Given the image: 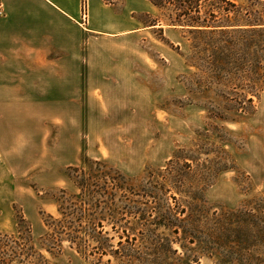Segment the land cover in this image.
Wrapping results in <instances>:
<instances>
[{
	"label": "trees",
	"instance_id": "obj_1",
	"mask_svg": "<svg viewBox=\"0 0 264 264\" xmlns=\"http://www.w3.org/2000/svg\"><path fill=\"white\" fill-rule=\"evenodd\" d=\"M147 1L167 16V24L149 17L148 25L160 27L163 42L181 50L164 36V27H173L192 44L186 61L195 73L183 77L190 96L211 95L223 103L203 104L208 119L238 122L254 116L264 93V0H243V5L235 0ZM135 17L142 21L141 15ZM206 139L179 149L165 169L149 172L140 188L100 161L88 160V170L68 167L65 174L79 193L58 192V214L43 213L46 233L39 241L19 214L17 233L0 232V264H55L52 259L64 253L66 243L91 264H113L112 258L117 264H149L150 256L158 261L182 239L217 256V264H249L251 248L264 246V200L253 199L255 208L208 211L207 191L223 172L239 167L224 148L227 158H210ZM177 195L186 197L187 206ZM107 257L112 258L104 262Z\"/></svg>",
	"mask_w": 264,
	"mask_h": 264
},
{
	"label": "crops",
	"instance_id": "obj_2",
	"mask_svg": "<svg viewBox=\"0 0 264 264\" xmlns=\"http://www.w3.org/2000/svg\"><path fill=\"white\" fill-rule=\"evenodd\" d=\"M86 1L84 10L83 0H0V128L21 139L38 131L52 170L78 165L80 130L126 128L133 106L169 96L143 81L148 71L167 85L180 73L178 51L156 38L160 27L135 17L153 16L150 2ZM164 36L182 48L188 42L173 27ZM4 160L0 150V176Z\"/></svg>",
	"mask_w": 264,
	"mask_h": 264
},
{
	"label": "rangeland",
	"instance_id": "obj_3",
	"mask_svg": "<svg viewBox=\"0 0 264 264\" xmlns=\"http://www.w3.org/2000/svg\"><path fill=\"white\" fill-rule=\"evenodd\" d=\"M235 1L240 5L244 3L243 0ZM152 14L141 15L142 22L150 24L149 17H153L167 24V16L156 7ZM155 34L161 40L159 30ZM187 41L184 48L177 46L181 49L178 51L181 56L180 73L172 80V85H167L164 78L150 71L147 78H143L152 90L169 91V96L155 106L151 105L150 97L146 108L133 106L126 128L80 130L82 150L79 163L74 167L88 170V160L100 161L121 171L140 188L149 172L158 173L165 169L179 149L192 148L209 137L210 158L216 155L227 158L221 152L224 148L236 160L239 170L223 172L207 191L208 211L222 214L243 206L255 208V203L251 202L253 199L264 200V93L254 116H241L238 122L209 120L203 104L221 106L223 103L211 95L190 96L187 91L183 77L195 73V68L186 61L192 48L191 42ZM145 47L150 56L156 57L149 45ZM213 125L222 129L217 133ZM16 133L15 129L0 128V150L5 155V169L0 176V232L17 233L18 216L22 213L32 225L34 238L39 241L46 233L43 213L58 214L54 197L60 190H66L70 195L78 194L79 190L65 174L70 166L63 165L58 170H52L48 155L39 152L42 146L39 145L38 131L23 139L18 138ZM49 134L51 147L58 133L54 130ZM177 198L179 203L187 206L186 197L177 195ZM248 228L249 225L245 224L244 231ZM171 248L173 251L159 256L158 261L150 256L153 262L149 264H217L219 261L217 256L202 253L198 246L190 245L184 239ZM249 256V264H264V246L252 247ZM111 258H105L104 262ZM195 258L199 259L198 263L193 262ZM112 260L113 264L118 263L114 258ZM52 261L55 264H91L68 243L64 253Z\"/></svg>",
	"mask_w": 264,
	"mask_h": 264
},
{
	"label": "built area",
	"instance_id": "obj_4",
	"mask_svg": "<svg viewBox=\"0 0 264 264\" xmlns=\"http://www.w3.org/2000/svg\"><path fill=\"white\" fill-rule=\"evenodd\" d=\"M86 18V13H84V19Z\"/></svg>",
	"mask_w": 264,
	"mask_h": 264
}]
</instances>
